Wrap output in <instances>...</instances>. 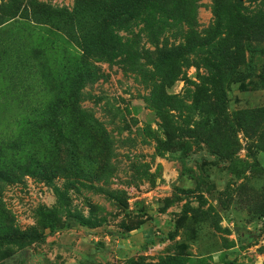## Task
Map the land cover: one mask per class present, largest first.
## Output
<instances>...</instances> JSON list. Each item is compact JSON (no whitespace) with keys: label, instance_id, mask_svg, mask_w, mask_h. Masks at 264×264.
Listing matches in <instances>:
<instances>
[{"label":"rangeland","instance_id":"rangeland-1","mask_svg":"<svg viewBox=\"0 0 264 264\" xmlns=\"http://www.w3.org/2000/svg\"><path fill=\"white\" fill-rule=\"evenodd\" d=\"M82 2L0 0V165H25L0 190V264H264V20L216 0L192 28L138 20L78 120L103 30Z\"/></svg>","mask_w":264,"mask_h":264},{"label":"trees","instance_id":"trees-1","mask_svg":"<svg viewBox=\"0 0 264 264\" xmlns=\"http://www.w3.org/2000/svg\"><path fill=\"white\" fill-rule=\"evenodd\" d=\"M220 16L228 15L231 10L238 12L244 19H250L254 14L256 18L264 20V2L255 7L246 6L243 0H216ZM83 6H87L98 14L103 23V30L99 34L100 40L96 47L84 46L79 54L77 74L71 82L70 108L77 119L81 120L80 97L84 86L96 77L99 68L95 65L97 61H112L118 58L123 51V37L120 31L131 30L138 20L146 24V29L156 32L167 27H194L197 18V0H83ZM204 46V40L198 39L195 33L191 35L187 44L168 52L172 61L183 58L194 51L195 47ZM178 73L175 72V76ZM59 124L57 121L55 122ZM87 126V124H86ZM90 130L96 134L101 131L107 133L96 123L92 124ZM21 148V146H20ZM25 167L14 165H0V190L2 184L10 183L18 179L19 171ZM1 198V192H0Z\"/></svg>","mask_w":264,"mask_h":264}]
</instances>
